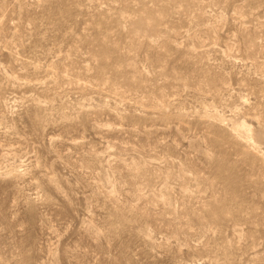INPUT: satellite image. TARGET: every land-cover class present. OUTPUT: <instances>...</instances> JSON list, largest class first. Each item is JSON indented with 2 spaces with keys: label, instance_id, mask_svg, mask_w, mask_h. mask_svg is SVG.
Wrapping results in <instances>:
<instances>
[{
  "label": "rangeland",
  "instance_id": "obj_1",
  "mask_svg": "<svg viewBox=\"0 0 264 264\" xmlns=\"http://www.w3.org/2000/svg\"><path fill=\"white\" fill-rule=\"evenodd\" d=\"M0 264H264V0H0Z\"/></svg>",
  "mask_w": 264,
  "mask_h": 264
}]
</instances>
